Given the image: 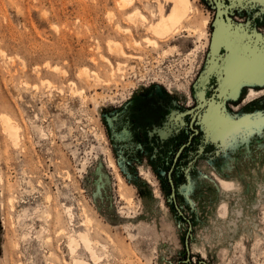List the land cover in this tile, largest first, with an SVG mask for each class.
Instances as JSON below:
<instances>
[{
    "label": "rangeland",
    "instance_id": "374dc122",
    "mask_svg": "<svg viewBox=\"0 0 264 264\" xmlns=\"http://www.w3.org/2000/svg\"><path fill=\"white\" fill-rule=\"evenodd\" d=\"M157 1L0 0V264H264V123L244 144L228 132L240 114L264 110V90L229 100L222 158L173 175L185 219L163 171L144 158L138 173L115 154L117 104L154 87L185 97L208 62L200 70L205 0H190L165 36L150 27ZM211 120L218 128L215 111Z\"/></svg>",
    "mask_w": 264,
    "mask_h": 264
},
{
    "label": "flooded vegetation",
    "instance_id": "af4514ba",
    "mask_svg": "<svg viewBox=\"0 0 264 264\" xmlns=\"http://www.w3.org/2000/svg\"><path fill=\"white\" fill-rule=\"evenodd\" d=\"M205 2L212 14L209 40L214 30L215 42L211 50L208 42L204 53L200 70L207 55L208 62L199 79V88L195 90L191 87L184 94L185 97L178 99L169 98L155 87L140 89L131 92L125 102L117 104L110 112L109 139L117 157H126V162L138 173L143 172L138 162L144 158L151 161L152 171L166 174L170 196L171 191L174 192L171 197L173 202L176 201L177 189L173 175L195 171L198 158L203 157L208 161L222 158L223 150L230 145H225L226 132L225 129L222 131V127L226 128L229 124L227 104L231 98L234 99L233 95L237 92V97H240L249 88L264 90V85H244L235 91L236 83L225 82L218 86L216 82L219 75L226 78L230 74L239 77L263 74L264 0ZM235 42L238 45L235 46ZM252 60L253 65H250ZM207 76L208 85L202 86ZM259 95H264V91ZM214 111L217 120L223 123L218 122V128L213 127L211 120ZM263 123L262 109L256 110L250 119L246 113H242L234 125H229L228 132L238 130L244 144L251 124L256 131ZM211 172L214 171H207Z\"/></svg>",
    "mask_w": 264,
    "mask_h": 264
},
{
    "label": "bare ground",
    "instance_id": "6f19581e",
    "mask_svg": "<svg viewBox=\"0 0 264 264\" xmlns=\"http://www.w3.org/2000/svg\"><path fill=\"white\" fill-rule=\"evenodd\" d=\"M164 1H167V2L172 4L170 11L165 12L164 6L158 0L156 2V7H157V11H158L157 14L159 15V17L150 26L153 31L158 32L159 34H161L163 36L179 31L180 28L182 27L183 22L188 18V13L193 11L192 2L190 0H164ZM127 2H129V1H127ZM124 5H125V3H124ZM207 23H208V19L206 18L203 21V24L206 25ZM197 31L200 32V36L205 34V31L203 28H198V27L194 28L193 32H197ZM122 52H124V51H122ZM113 75H114V72H113ZM6 130L16 141L17 136H18L17 127L15 125H13L12 123H10L8 120L6 121ZM71 242L77 243L74 237H71ZM93 253H92V255H93ZM95 255H97V254H95ZM84 264H86V263H84Z\"/></svg>",
    "mask_w": 264,
    "mask_h": 264
},
{
    "label": "water",
    "instance_id": "95a60500",
    "mask_svg": "<svg viewBox=\"0 0 264 264\" xmlns=\"http://www.w3.org/2000/svg\"><path fill=\"white\" fill-rule=\"evenodd\" d=\"M216 19L213 20V23H215ZM215 32L214 30L212 31V35H211V38L209 40V47H210V50L211 48L213 47L214 45V42H215ZM234 45H238V42H235ZM253 60L252 62L249 64L250 65H253ZM207 80H209V77L206 78ZM233 79L234 82L232 83H236V89L235 91L239 90L240 87L244 86V85H249V86H263L264 85V54H263V74L262 75H258V76H255V75H242L241 77L239 76H236V75H228L226 78H222L221 75L217 76L216 78V82L218 84V86H222L223 83H225L226 81H228L229 83L231 82V80ZM237 96V92L236 94L233 95V98H235ZM174 195V192L173 190L171 191V197H173ZM174 203V206L178 212V214L180 216H182L184 219L185 217L183 216L182 214V211L179 209V207L176 205L175 202ZM186 221L188 223V226H187V232H186V235H185V239H184V250H185V254H186V258L184 260V262L186 263H189L190 262V249H189V237L191 235L190 233V230H191V223L190 221L186 218ZM198 264H208L207 262H205L204 260H198Z\"/></svg>",
    "mask_w": 264,
    "mask_h": 264
},
{
    "label": "crops",
    "instance_id": "0c3cea01",
    "mask_svg": "<svg viewBox=\"0 0 264 264\" xmlns=\"http://www.w3.org/2000/svg\"><path fill=\"white\" fill-rule=\"evenodd\" d=\"M230 75H231V74H230ZM226 82L228 83V81H226ZM232 82H234V81H233V79L231 80V82H230V83H232Z\"/></svg>",
    "mask_w": 264,
    "mask_h": 264
}]
</instances>
